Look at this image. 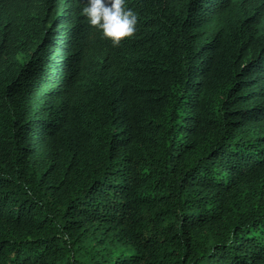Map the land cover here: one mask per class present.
<instances>
[{
    "label": "trees",
    "instance_id": "16d2710c",
    "mask_svg": "<svg viewBox=\"0 0 264 264\" xmlns=\"http://www.w3.org/2000/svg\"><path fill=\"white\" fill-rule=\"evenodd\" d=\"M0 0V264H264V0Z\"/></svg>",
    "mask_w": 264,
    "mask_h": 264
},
{
    "label": "clouds",
    "instance_id": "9594fccd",
    "mask_svg": "<svg viewBox=\"0 0 264 264\" xmlns=\"http://www.w3.org/2000/svg\"><path fill=\"white\" fill-rule=\"evenodd\" d=\"M81 14L91 26H99L102 36L118 46L137 30L138 13L127 6L126 0H86Z\"/></svg>",
    "mask_w": 264,
    "mask_h": 264
}]
</instances>
